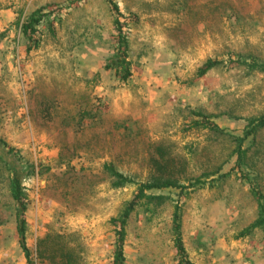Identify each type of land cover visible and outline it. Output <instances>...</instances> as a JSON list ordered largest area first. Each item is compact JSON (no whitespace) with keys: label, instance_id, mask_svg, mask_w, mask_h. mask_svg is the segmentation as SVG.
Returning <instances> with one entry per match:
<instances>
[{"label":"rangeland","instance_id":"rangeland-1","mask_svg":"<svg viewBox=\"0 0 264 264\" xmlns=\"http://www.w3.org/2000/svg\"><path fill=\"white\" fill-rule=\"evenodd\" d=\"M111 2L0 0V264H113L119 231L120 264H179L175 209L191 264H264L263 231L239 237L264 196V128L243 164L234 152L264 109V67L242 64L264 65V0ZM105 165L180 187L147 191L160 198L121 226L136 184L113 187Z\"/></svg>","mask_w":264,"mask_h":264},{"label":"trees","instance_id":"trees-1","mask_svg":"<svg viewBox=\"0 0 264 264\" xmlns=\"http://www.w3.org/2000/svg\"><path fill=\"white\" fill-rule=\"evenodd\" d=\"M111 4L113 7V10H117L116 6L111 2V0H106ZM39 16L38 17H32L30 20L23 26L22 31L24 37L27 39L29 45L27 46V50H30V48H36L38 46V41L33 38V34L37 32L36 25L39 22ZM216 64H218V61L207 59L202 67L198 70V75L204 74L209 69L213 68ZM242 64H245L248 66V68H261L263 69L264 65L258 64L255 62L252 63H246L242 62ZM127 74V73H125ZM207 127V126H206ZM214 129H217V127H211ZM264 128V109L263 112L253 118L250 119L247 124V129L244 131L243 138L238 139V144L235 149V153L237 156V163L240 165L243 164V158H244V149L241 147L242 140L251 136L255 135V133L259 130ZM105 169L111 174L112 177H114V181L112 183L113 187H122L129 184H136V193L134 195L133 200H131L127 207L123 210L119 224L122 226L125 223L126 218L128 217L130 211L133 209L135 204H137L140 200L145 198H160L157 196H149L147 195V191L151 189H159V188H166V187H180L175 182H169V181H162V182H152V183H134L131 178L124 176L120 172H117L111 165H105ZM199 181H196L198 183ZM9 192L10 197L13 200L16 211H15V218L17 223V232L19 235V243L24 251L25 256H28V252L24 245V232H23V215L26 210V201L22 192V187L20 184V181L18 177L12 176L9 180ZM256 203H257V216L255 220L246 228L244 229L240 234L239 237H243L246 234H248L249 231L252 229L258 228L261 231H263L264 234V196L258 192L255 191L254 193ZM172 223H173V233H174V247L176 249V255L178 257V263L179 264H191L188 260V257L186 255L185 249L183 247V244L181 242L180 233H179V227H180V217L175 209L173 216H172ZM117 245L114 250L113 255V264H120L123 260L122 256V239H123V232L119 231L117 232ZM264 236V235H263Z\"/></svg>","mask_w":264,"mask_h":264}]
</instances>
